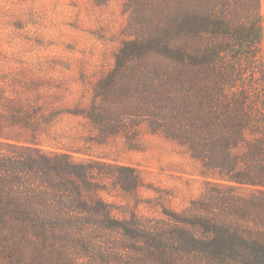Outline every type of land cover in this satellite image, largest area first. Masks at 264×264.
<instances>
[{
	"label": "trees",
	"instance_id": "1",
	"mask_svg": "<svg viewBox=\"0 0 264 264\" xmlns=\"http://www.w3.org/2000/svg\"><path fill=\"white\" fill-rule=\"evenodd\" d=\"M124 12L113 67L75 115L95 145L146 125L187 151L206 189L163 218L119 217L101 192H133L136 171L47 149L36 114L0 94V264H264V0Z\"/></svg>",
	"mask_w": 264,
	"mask_h": 264
},
{
	"label": "rangeland",
	"instance_id": "2",
	"mask_svg": "<svg viewBox=\"0 0 264 264\" xmlns=\"http://www.w3.org/2000/svg\"><path fill=\"white\" fill-rule=\"evenodd\" d=\"M126 1L0 0V94L36 114L43 124L38 139L47 149L83 148L132 167L140 179L136 190L125 193L108 180L101 196L119 217L159 219L164 210L181 212L203 192L199 165L146 125L130 139L115 136L95 145L86 119L75 115L87 111L96 84L113 67L124 40Z\"/></svg>",
	"mask_w": 264,
	"mask_h": 264
}]
</instances>
